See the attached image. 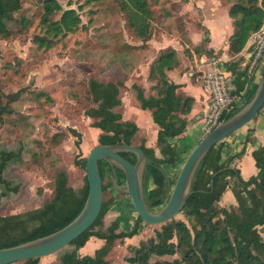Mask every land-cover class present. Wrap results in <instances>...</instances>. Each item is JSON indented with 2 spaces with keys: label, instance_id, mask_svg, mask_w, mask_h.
I'll use <instances>...</instances> for the list:
<instances>
[{
  "label": "trees",
  "instance_id": "16d2710c",
  "mask_svg": "<svg viewBox=\"0 0 264 264\" xmlns=\"http://www.w3.org/2000/svg\"><path fill=\"white\" fill-rule=\"evenodd\" d=\"M67 1L69 6L74 3V0ZM38 2L40 5L36 9L34 6L37 2L34 0H0V39H7L14 34L7 21L17 20L18 31L25 32L34 24V18L40 10L41 34L36 35L33 42L38 48L51 49L60 38L86 27L79 11L89 4L98 5L101 9L117 6V12L122 14L130 37L142 41V47H147L153 38L154 12L150 0H85L77 9H64L59 0ZM59 12L60 18L55 19L53 16ZM89 15L91 24L96 11L90 9ZM172 16L167 12L165 18ZM229 16L233 19L234 32L228 39V52L237 55L246 48L252 34L264 24V0H234L229 8ZM209 34V29L206 28L204 43L210 42ZM203 42L196 49L198 54H213L211 50L208 52L204 49ZM177 67L179 60L176 50L171 47L162 49L150 70L149 78L155 80L153 93L147 96L138 83L131 86L141 108L150 111L157 126L155 147L148 146L146 138L135 143V136L140 131L139 125L135 121L124 120L122 113L116 110L123 103L120 95L128 87L126 80L120 77L112 80L91 77L87 83L88 105L84 113L92 119L91 127L101 132L98 145L133 144L147 156L144 188L150 210L161 207L169 199L177 176H170L166 166H175L180 160L179 148L172 139L182 137L193 121L191 114L195 97L183 93V85L170 79V73ZM227 67L235 75L236 91L248 89L249 99L256 90L257 83L251 85L252 79L247 66L242 68L240 59L230 62ZM118 73H124L121 65H118ZM25 91V88L10 93L0 91V125L5 123L7 114L13 113L12 104L19 101ZM35 97L53 100L45 91L38 92ZM240 108L225 111L218 123L234 115ZM263 110L264 108L254 121H257ZM69 132L78 138L76 144L80 146L82 133L75 128H70ZM61 134L57 133L55 136ZM254 134L255 129L250 128L242 151L233 155L226 154V140L215 145L207 153L195 175L193 192L182 211L185 218H174L161 224L160 228L155 229L154 236L142 240L139 246L132 248L134 255L126 260L132 264H264V238L261 233L264 232V145H259L252 152L258 168L257 174L244 178L235 165V161L245 155L247 143L256 145ZM122 155L133 164L136 162L134 153L123 152ZM87 157H79L75 161L85 172L81 186L70 184L67 173L59 170L49 184L52 190L49 202L25 212L0 215V248L48 235L80 213L89 192ZM12 162H24L23 148L0 150V199L10 193H18L20 189L19 183L15 184L4 176ZM99 168L104 191L101 213L88 230L60 251V264H117L107 259L116 242L140 235L148 225L140 216L127 231H120L119 218L109 225L105 224L106 214L117 203L116 195L105 198L106 192L115 188V173L111 165L103 160L99 161ZM117 175L118 184H121L120 177H125L122 168L117 167ZM228 189L234 194L236 204L223 206L220 201ZM42 192L43 189L40 188L38 193ZM91 237L103 239L105 244L94 255H81L80 249ZM152 255L176 256L173 260L151 263ZM40 261L41 257H36L21 264H40Z\"/></svg>",
  "mask_w": 264,
  "mask_h": 264
},
{
  "label": "rangeland",
  "instance_id": "374dc122",
  "mask_svg": "<svg viewBox=\"0 0 264 264\" xmlns=\"http://www.w3.org/2000/svg\"><path fill=\"white\" fill-rule=\"evenodd\" d=\"M34 1L37 2L34 8L37 9L40 4L38 0ZM59 1L64 9H77L85 0H74L71 6L67 0ZM150 1L153 5L154 28L153 38L147 47H142V41L130 37L122 14L117 12V6L101 9L98 5H87L84 10L79 11L86 27L60 38L51 49L38 48L33 42L34 37L41 34L40 10L34 18V24L25 32L18 31L17 20L7 21L14 34L7 39H0V91L10 93L23 88L26 91L19 101L12 104L13 113L7 114L5 123L0 125V150L23 148L24 162H12L4 172L6 178L20 184V189L18 193H10L0 199V215L25 212L49 202L52 193L49 184L59 170L67 173L73 186L83 184L85 172L75 161L79 157L88 156L99 144L98 137L101 133L91 127L92 119L84 113L88 105L87 83L91 77L101 80L120 77L126 80L128 87L120 95L123 103L116 110L122 113L124 120L135 121L139 125L140 131L135 136V143L146 138L147 145L155 147L157 126L150 111L141 108L131 86L138 83L147 96L153 93L155 80H150V70L162 49L176 48L179 67L170 73V79L179 81L180 84L183 82L181 77L188 79V73L195 69V63L212 57L228 61V64L241 59V67L247 66L248 71L251 70L253 59L250 61L247 58L246 50L243 54L233 55L223 49V46L220 47L222 50L214 51L210 42H203L208 28L206 24L219 32L223 28H217L216 25L223 22L226 23V33L222 40L223 45H226L229 34L234 32L233 19L229 16V8L234 0ZM90 9L96 11L91 24ZM167 12L173 16L165 18ZM60 16L61 12L53 17L58 19ZM198 35L202 38H198ZM202 42L204 49L208 52L211 50L213 54H198L196 49ZM248 46L249 44L246 47ZM118 65H121L124 73H118ZM263 72L264 65H261L257 75L258 82ZM190 80L192 79L188 81V90L197 89L198 85ZM41 91L48 93L53 100L37 99L35 94ZM198 121L196 125L193 118L185 134L177 140L173 139L172 142L179 150L182 148L185 152L187 148L195 147L207 133L201 114ZM250 124L252 122L246 126H251ZM70 128L82 133L80 146L76 144L78 138L69 132ZM57 133L62 134L56 137ZM151 140H154V144ZM185 142L187 146L183 148L182 144ZM157 154L160 156L158 151ZM186 158L187 156H180L177 165L166 166L170 176L178 175ZM40 188L43 189L41 194L38 193ZM116 192V188L110 189L105 198L113 194L118 199L122 192ZM220 204L228 205L226 194ZM125 217L121 216L120 221L122 228L128 229V219ZM184 218L183 213L176 217ZM153 226H156L155 229L160 228V225ZM261 233L264 238V232ZM175 256L166 258L173 260ZM47 260L60 264V251L49 257H41L40 263L44 261L45 264Z\"/></svg>",
  "mask_w": 264,
  "mask_h": 264
},
{
  "label": "water",
  "instance_id": "95a60500",
  "mask_svg": "<svg viewBox=\"0 0 264 264\" xmlns=\"http://www.w3.org/2000/svg\"><path fill=\"white\" fill-rule=\"evenodd\" d=\"M264 108V72L257 88L248 101L231 117L217 123L188 154L172 187L168 201L150 210L145 199L144 174L147 164L145 152L133 144H101L95 146L87 157V180L89 192L80 213L60 229L18 245L0 248V264H14L30 258L53 255L68 247L72 241L88 230L99 217L103 202V180L99 161L108 162L115 173V188L130 196L132 204L145 224L161 225L182 213L190 195L195 175L207 155L218 143L252 122ZM136 155L133 164L121 153ZM122 168L125 178L118 184L117 168Z\"/></svg>",
  "mask_w": 264,
  "mask_h": 264
},
{
  "label": "crops",
  "instance_id": "0c3cea01",
  "mask_svg": "<svg viewBox=\"0 0 264 264\" xmlns=\"http://www.w3.org/2000/svg\"><path fill=\"white\" fill-rule=\"evenodd\" d=\"M221 23H222L221 25H216L217 28H219V27L223 28L219 32L217 30H215L214 27L210 26V24H206L208 26V29H210V32H211L210 33V46L212 47V49L214 51L222 50L220 48L221 46H223V49L228 50V46H229L228 41L226 40L227 41L226 45H223V40H222L225 33H226V23H223V22H221ZM231 34H232V32L229 34V36ZM198 38H202V37L200 35H198ZM174 49L176 50V48H174ZM245 50L247 51V47L240 53L243 54L245 52ZM192 72H193V70L188 73V76H189L188 79H185L186 77H181L180 80L183 81L182 82L183 86L181 89L182 92L185 93L186 95L194 96L196 99L194 108L192 110L191 118H195V120H196L195 124L197 125L198 122L200 121V120L198 121L199 114H201L202 111L204 110L207 99H206V95L204 94L201 85L193 79ZM189 79H192L190 81L191 82L194 81L198 85L197 89H191L189 87L191 90L190 91L188 90L187 85L189 84L188 83ZM184 87L186 89V92L183 91ZM250 125L251 126H245L241 129H239L238 131L233 133L231 136H229L227 139H225L226 140L225 141V143H226V146H225L226 154L227 155H233V154H236V153H239L242 151V149L244 147V143L248 137V130L250 128L255 129L254 136L257 139L256 145H252L250 142L247 143L245 146V149H246L245 155L241 159H238L235 161V165L237 166V168L240 169L241 174L244 178H249L250 176L258 173V168L256 167L255 160L252 156V152L259 145H264V112H262L259 115L257 121L253 120L252 124H250ZM154 132L156 133V131H154ZM175 139L177 140V138H175ZM154 140L156 141V139H154ZM154 140H151V142H153V144H154ZM172 141H173V139H172ZM186 146H187L186 142H185V144H182L183 148ZM190 148H192V147H190ZM190 148H187L185 150V152H183V149L180 148V150H179L180 156H188V154L190 153V151L194 147L192 149H190ZM167 171H168V173H170L168 169H167ZM225 194H226V197L228 199V205L227 206L235 205L236 199H235L232 191L227 190ZM119 204H121V205H119ZM121 216H123V217L126 216L125 218L128 219V227L129 228L128 229L122 228V223H120V231L129 230L134 225V223L138 217L137 212H136V210L132 204V200H131L130 196H128L127 194H124V193L117 199V203L114 205V207L106 214L105 224L109 225L114 220H116L117 217L120 219ZM108 218H109V220H108ZM154 227H156V226L147 225L146 228L144 229V231H142L140 235H135L131 238H126L123 242L122 241L116 242L115 246L109 252L107 259L112 263L132 264V263L128 262L126 260V258L134 255V251L132 249L133 247L139 246V244L142 240H146V239L154 236V234H155V228ZM104 244H105V242L103 239H100L97 237H91L90 240L86 243L85 246H83L80 249L79 252L81 255H94L96 250L98 248L102 247ZM49 256H45V257H49ZM168 256L169 255H165V256L152 255L150 262L154 263V262L159 261V260H171V259L166 258ZM45 259H47V258H45ZM44 261L41 262L40 264H43ZM45 264H55V262L47 260L45 262Z\"/></svg>",
  "mask_w": 264,
  "mask_h": 264
},
{
  "label": "built area",
  "instance_id": "2783aa9c",
  "mask_svg": "<svg viewBox=\"0 0 264 264\" xmlns=\"http://www.w3.org/2000/svg\"><path fill=\"white\" fill-rule=\"evenodd\" d=\"M248 44L247 58L250 61L251 58L253 59L251 70L248 71L252 85L258 83V70L261 65H264V24L252 34ZM227 66L228 61L223 62L219 58L212 57L201 63H195V69L192 72V76L201 85L207 99L201 113L206 132L218 123L225 111L230 112L240 108L248 101V89L236 91L235 75Z\"/></svg>",
  "mask_w": 264,
  "mask_h": 264
},
{
  "label": "flooded vegetation",
  "instance_id": "af4514ba",
  "mask_svg": "<svg viewBox=\"0 0 264 264\" xmlns=\"http://www.w3.org/2000/svg\"><path fill=\"white\" fill-rule=\"evenodd\" d=\"M124 153H128V152H124ZM121 155H122V153H121ZM127 155H129V154H127ZM122 156H123V155H122ZM123 157H124V156H123ZM117 167H118V166H117ZM117 167H116V168H117ZM124 178H125V177H124ZM124 178H123V177H120V181H122L121 184L124 183ZM118 181H119V178H118ZM156 209H157V208H156ZM156 209H155V210H156Z\"/></svg>",
  "mask_w": 264,
  "mask_h": 264
}]
</instances>
